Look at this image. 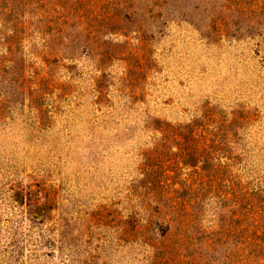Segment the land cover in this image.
<instances>
[{"label":"rangeland","instance_id":"rangeland-1","mask_svg":"<svg viewBox=\"0 0 264 264\" xmlns=\"http://www.w3.org/2000/svg\"><path fill=\"white\" fill-rule=\"evenodd\" d=\"M242 193L262 224L264 0H0V264H238Z\"/></svg>","mask_w":264,"mask_h":264},{"label":"trees","instance_id":"trees-1","mask_svg":"<svg viewBox=\"0 0 264 264\" xmlns=\"http://www.w3.org/2000/svg\"><path fill=\"white\" fill-rule=\"evenodd\" d=\"M160 123L162 124V122ZM164 125L165 128L161 127V129H163L164 135L166 133L164 137L167 140V143L164 144L163 140L162 146L167 148L163 153V156L166 151V156L176 154V152H173L172 149L168 147V145L174 144L178 148V155L181 157V162L183 164H217L214 162L209 151L201 145L207 140V138L199 132L198 126L194 123L179 127H173L169 123H165ZM154 154L157 156L160 155L159 151H156ZM145 159L146 162L144 164H162V162L153 161L154 159L152 155H147ZM242 198V201L246 202V206L241 207V225L237 230L240 242L238 264H264V225H262L264 224V216H262V224H259L256 219V217L260 215L258 212L259 207L255 202H249V199L244 197L243 193ZM162 201L163 202L160 204V207L157 208L156 213H158L161 223L165 227L163 237H165L164 242L166 243H163V249L169 253L172 249L176 250L174 247H178L190 241L189 229L193 227L194 221L187 217L190 216L188 213H185L186 217L181 218L169 215L166 210H170L173 204L169 197L163 198ZM35 210L36 215L42 217L39 222H42L44 219L42 205H37ZM182 218L183 221L179 222ZM185 218L187 219L185 220ZM178 232L179 234H177Z\"/></svg>","mask_w":264,"mask_h":264}]
</instances>
